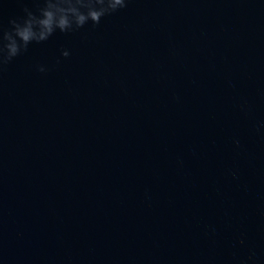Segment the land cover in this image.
<instances>
[{
    "label": "water",
    "instance_id": "obj_1",
    "mask_svg": "<svg viewBox=\"0 0 264 264\" xmlns=\"http://www.w3.org/2000/svg\"><path fill=\"white\" fill-rule=\"evenodd\" d=\"M0 264H264V0H130L5 65Z\"/></svg>",
    "mask_w": 264,
    "mask_h": 264
},
{
    "label": "clouds",
    "instance_id": "obj_2",
    "mask_svg": "<svg viewBox=\"0 0 264 264\" xmlns=\"http://www.w3.org/2000/svg\"><path fill=\"white\" fill-rule=\"evenodd\" d=\"M130 0H34L35 9L25 7L24 16L10 19L9 27L0 25V71L29 45L46 42L57 31L71 33L127 7ZM65 58L68 51H62ZM38 71L44 72L40 66ZM243 243V241H241Z\"/></svg>",
    "mask_w": 264,
    "mask_h": 264
}]
</instances>
